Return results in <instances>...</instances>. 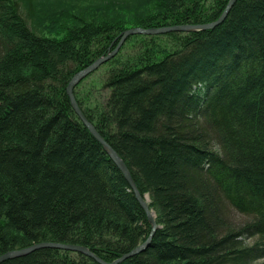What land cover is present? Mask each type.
I'll use <instances>...</instances> for the list:
<instances>
[{
    "label": "trees",
    "instance_id": "trees-1",
    "mask_svg": "<svg viewBox=\"0 0 264 264\" xmlns=\"http://www.w3.org/2000/svg\"><path fill=\"white\" fill-rule=\"evenodd\" d=\"M227 1L141 0L129 25L76 19L57 38L0 0V254L52 242L109 263L146 240L144 210L66 86L129 27L209 23ZM73 94L157 225L116 264H264V0H236L213 28L131 35ZM0 264L100 263L43 247Z\"/></svg>",
    "mask_w": 264,
    "mask_h": 264
},
{
    "label": "water",
    "instance_id": "water-1",
    "mask_svg": "<svg viewBox=\"0 0 264 264\" xmlns=\"http://www.w3.org/2000/svg\"><path fill=\"white\" fill-rule=\"evenodd\" d=\"M235 1L236 0H228L225 5L224 10L222 11L218 19H216L215 21L209 22V23L195 24V25L182 24V25L151 27V28L132 27V28L124 30L120 36V39L116 47L111 52L107 53L104 56L99 57L94 62L89 64L87 67H85L84 69L76 72L71 77L70 81L68 82L66 86V94L69 97L72 109L74 110L78 118L82 121V123L87 127V129L92 134V136L96 139V141L101 144V146L103 147L108 157L113 161V163L119 169L123 178L128 183L135 199L137 200L139 205L144 210L147 221L150 223V227H151L150 233L148 237L146 238V240L143 243L137 245L130 252L122 255L120 258H117L109 263L101 260L98 256H96L94 253H92L88 248L84 246L76 245V244H62V243H52V242H39V243L32 244L31 246L25 247V248H20V249H15V250L4 252L0 254V262L6 259L12 258V257L24 255L26 253H29L39 248L52 247V248H60V249L84 254L86 256L93 258L95 261H97L100 264H116L129 256L139 253L148 245L151 235L156 229L157 225L154 220L153 213L152 211H150L148 207V203L144 199L145 196L142 197L140 193L138 192L124 162L120 159V157L116 154V152L107 144V142L103 139V137L96 131L95 127L85 119L83 113L81 112L80 108L78 107L76 103V100L73 94V89L81 79L89 75L91 72L96 70L100 65H102L103 63L108 61L110 58H112L118 52V50L120 49L121 45L125 42L127 37L134 35V34L154 35V34H164L167 32L198 31V30L213 28L215 25L219 24L225 18L228 10L234 4Z\"/></svg>",
    "mask_w": 264,
    "mask_h": 264
},
{
    "label": "rangeland",
    "instance_id": "rangeland-1",
    "mask_svg": "<svg viewBox=\"0 0 264 264\" xmlns=\"http://www.w3.org/2000/svg\"><path fill=\"white\" fill-rule=\"evenodd\" d=\"M20 1L18 0L19 10L29 26L36 25L42 35L57 38L62 37L65 26L76 24V19L96 23L107 18L117 19L129 25L142 6H139L141 0H34V14L30 17L25 2ZM50 23L52 25H48ZM55 28L57 31L51 34L49 30ZM102 71L103 67H100L91 78L100 75ZM89 80H85L84 85L89 83Z\"/></svg>",
    "mask_w": 264,
    "mask_h": 264
},
{
    "label": "bare ground",
    "instance_id": "bare-ground-1",
    "mask_svg": "<svg viewBox=\"0 0 264 264\" xmlns=\"http://www.w3.org/2000/svg\"><path fill=\"white\" fill-rule=\"evenodd\" d=\"M145 201L148 203L149 202V198L147 196H145Z\"/></svg>",
    "mask_w": 264,
    "mask_h": 264
}]
</instances>
